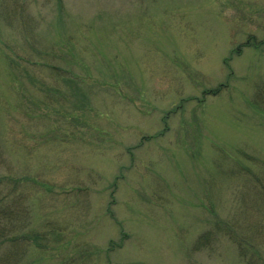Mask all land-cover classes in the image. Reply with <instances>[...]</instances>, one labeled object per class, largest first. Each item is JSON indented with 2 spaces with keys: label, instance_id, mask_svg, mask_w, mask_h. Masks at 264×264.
I'll list each match as a JSON object with an SVG mask.
<instances>
[{
  "label": "rangeland",
  "instance_id": "obj_1",
  "mask_svg": "<svg viewBox=\"0 0 264 264\" xmlns=\"http://www.w3.org/2000/svg\"><path fill=\"white\" fill-rule=\"evenodd\" d=\"M0 4V196L48 245L18 264H264V0Z\"/></svg>",
  "mask_w": 264,
  "mask_h": 264
},
{
  "label": "trees",
  "instance_id": "obj_2",
  "mask_svg": "<svg viewBox=\"0 0 264 264\" xmlns=\"http://www.w3.org/2000/svg\"><path fill=\"white\" fill-rule=\"evenodd\" d=\"M57 5L59 6L60 11H63V0H57ZM2 6L3 5L0 4V10ZM8 16H10L8 17L9 20L6 19V21H8L7 23L11 24V19H12L11 11L8 13ZM28 31L32 32V28L30 27V25H29V29H27V32ZM250 42H251V37L246 42L239 44L236 48H234L231 51V53L240 54V52L242 51V48L244 46H249L251 44ZM55 47H57L56 51L58 53V56L59 54L68 55L63 50V46L61 42L55 43ZM13 56H15L14 53H13ZM13 56L12 57L8 56V62L10 61L11 63L16 64V65L17 63H20L19 58L22 56L20 54H18V56H15V57ZM52 67L55 70L53 73L56 76L59 77L63 75L61 71H63L64 69L56 65H52ZM26 78L32 79L31 75H24L23 73H20L18 69H16L15 72H13L12 70L10 72V81H11L12 89H18V85H22L25 87V83H27ZM69 82H70L69 84L71 85L72 89H79L78 87L79 82L76 79L70 78ZM221 87L222 86H219L217 89L208 90L206 93L207 94H217L218 92H220ZM23 91L24 89L22 90V92ZM1 154H2V149L0 146V158H1ZM4 180H5L4 177H0V190H2L1 189L2 186L3 187L5 186ZM24 200H25L24 195L22 193L16 196L15 200L13 201L11 200V192H9L8 194L4 196H0V250L2 249V247L6 248L4 254L2 256L0 255V264L20 263L21 258L24 255L23 253L26 250V247H25L22 252L23 246L30 245L32 241L35 242L41 248H48L47 243L44 244V243H41L40 241V240H44L45 238L47 240V237L45 234L40 233L33 226H30V228H28L27 231L24 230V228L28 227L29 224H31V221L29 219L28 221L26 220L27 219V216H26L27 206L24 205ZM226 225H227V229L229 230L231 228L229 226V223L226 222ZM224 226L225 225H222L220 227L223 228ZM210 231L211 230H208L204 233V235H201L200 247L201 246L209 247L213 243L214 238L216 240L219 239L218 235L211 234ZM53 232H56V230H53ZM123 241L124 240H122V242ZM234 242L237 243L242 257H244L248 261V264H251L253 262L252 257L254 259H263L262 255L258 251L257 253H253L252 257H249V251L247 249H244L242 246L243 241H238L236 238H234ZM251 242L252 241L250 242L248 241L247 244L248 245L250 244L251 249H254V251H256L257 250L255 249L256 245H254ZM110 244H111L110 245L111 247H114L117 243H115L114 241H111ZM120 245L121 244H119L118 246Z\"/></svg>",
  "mask_w": 264,
  "mask_h": 264
}]
</instances>
